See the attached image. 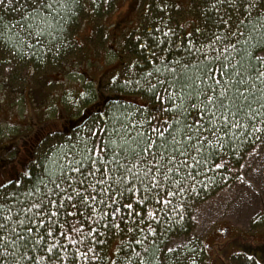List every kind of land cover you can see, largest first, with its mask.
I'll use <instances>...</instances> for the list:
<instances>
[{"label":"snow or ice","instance_id":"6c2138e0","mask_svg":"<svg viewBox=\"0 0 264 264\" xmlns=\"http://www.w3.org/2000/svg\"><path fill=\"white\" fill-rule=\"evenodd\" d=\"M189 4L198 27L179 0H145L130 37L148 55L124 83L165 115L102 114L23 179L0 171V264H167L174 249L156 242L208 161L243 129L264 135V0ZM84 11L83 0H0V58L59 61L81 44L71 35Z\"/></svg>","mask_w":264,"mask_h":264},{"label":"rangeland","instance_id":"374dc122","mask_svg":"<svg viewBox=\"0 0 264 264\" xmlns=\"http://www.w3.org/2000/svg\"><path fill=\"white\" fill-rule=\"evenodd\" d=\"M91 1L85 0L88 14L74 28L81 44L70 61L33 71L0 58V171L9 179L21 178L48 147H55L60 141L55 135L70 137L98 118L109 99H119L104 86L124 63L123 45L137 28L145 0H117L96 17ZM179 2L190 27L189 0ZM120 99L148 106L139 97ZM231 170L232 184L196 209L192 236L171 244L189 246L185 264H264V147L254 148L241 168Z\"/></svg>","mask_w":264,"mask_h":264},{"label":"trees","instance_id":"16d2710c","mask_svg":"<svg viewBox=\"0 0 264 264\" xmlns=\"http://www.w3.org/2000/svg\"><path fill=\"white\" fill-rule=\"evenodd\" d=\"M117 2V0H109L108 4H104L102 0H96V3L99 5L98 7L94 6L93 0L91 1V12L92 16H99L102 13L107 12L108 10L113 8V5ZM83 7L85 9L84 12L81 13V18L86 16L87 13V5H85V0H83ZM89 11V10H88ZM191 16L194 18V21H190L189 28L198 27L199 22L196 19V16L191 11ZM11 18V17H9ZM80 20V19H79ZM79 20L76 21L74 24L75 26L79 23ZM142 16H140L138 20L137 28L128 35L125 39L123 45V51L121 53V59L124 63L121 65L120 71L116 73L114 79L105 83V88L112 93H115L117 96L119 95V99H109L106 102V106L104 107L103 111L99 114H96L101 120H103V115L105 113L108 114H116L123 112L128 113H136L137 111L140 112L141 116L143 117H152L154 119H159L163 115H165L163 111V104L164 102L158 100L155 95L151 92L142 90L141 88H137L133 85H126L124 81L129 79H137L138 77L135 75L138 71L143 69L144 60L138 59V55L147 56V50H144L141 53L140 48H136L133 50L131 48L130 37L137 34V29L141 25ZM74 31V30H73ZM73 31L71 35V39L75 40L73 37ZM15 40V37H12ZM21 53L26 52L25 49L20 50ZM76 54L73 51L71 54L67 55L66 57H62L59 61L52 60L50 64L47 66L43 64H39L35 54L30 56H25L24 59H20L19 56L15 58L16 63L22 66H26L27 69H32L34 71L35 68L41 67H54L56 65H60V63H64L66 61H70V58ZM125 56V58H124ZM4 60V58H3ZM27 61V62H25ZM95 94V91H93ZM90 101L92 99L91 94L87 91V95H85ZM84 96V97H85ZM121 97H139L145 101H147V107H139L134 105L131 102L126 100L120 99ZM83 98V97H82ZM80 108V107H78ZM159 108L160 111L157 112L156 109ZM79 109H75L73 114L76 115ZM84 126V125H83ZM76 130V129H75ZM74 130V131H75ZM79 130V129H78ZM77 130V131H78ZM74 131L70 133V137L74 133ZM76 131V132H77ZM250 131V129H243L238 135L234 136V138L222 149L219 150V155L213 156L208 163L205 165L206 171H202V174L197 177L198 183L196 184L195 188L188 192L181 201L183 205L181 208L176 209V214L171 216V219L167 220L165 225L163 226V230L160 234L159 240L156 242L157 248L160 251L164 250V246L168 245L174 249L173 253H165L169 257L167 264H185L184 257H189L188 253V245L185 246H172V242L177 239H187L193 233L195 227V213L196 209L203 204L204 202L208 201L215 195H217L220 191L225 189L227 186L231 185L234 180V175L232 173L231 168H241L245 160L247 159L249 153L256 148L257 146L264 147V135L260 133H255L253 135H246V133ZM58 138L67 139L66 135H55ZM54 136V137H55ZM259 137V138H257ZM52 139V135L48 136L46 140ZM45 140V141H46ZM60 139H58L59 141ZM57 141V142H58ZM56 143V142H55ZM59 143V142H58ZM43 144V143H42ZM58 145V144H57ZM56 145V146H57ZM55 146V147H56ZM49 148V147H48ZM48 148L44 151V154L40 157L42 158L46 153ZM40 158H36L32 164H30V169L35 165ZM224 160V161H223ZM220 162H225L221 167H215V165L219 164ZM220 165V164H219ZM34 171L38 174L39 168H35ZM24 178V175L21 179ZM171 215V214H170ZM194 255V254H191Z\"/></svg>","mask_w":264,"mask_h":264}]
</instances>
